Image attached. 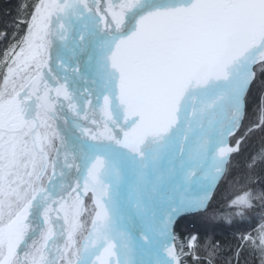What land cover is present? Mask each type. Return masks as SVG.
Returning <instances> with one entry per match:
<instances>
[{
	"label": "snow or ice",
	"instance_id": "1",
	"mask_svg": "<svg viewBox=\"0 0 264 264\" xmlns=\"http://www.w3.org/2000/svg\"><path fill=\"white\" fill-rule=\"evenodd\" d=\"M0 23V264H264V0Z\"/></svg>",
	"mask_w": 264,
	"mask_h": 264
},
{
	"label": "trees",
	"instance_id": "2",
	"mask_svg": "<svg viewBox=\"0 0 264 264\" xmlns=\"http://www.w3.org/2000/svg\"><path fill=\"white\" fill-rule=\"evenodd\" d=\"M18 2L19 0H0V21H3L4 19L9 20V22L11 21V18L16 15ZM2 26V23H0V27ZM259 146V140H257L253 142L252 148L253 150H256Z\"/></svg>",
	"mask_w": 264,
	"mask_h": 264
}]
</instances>
